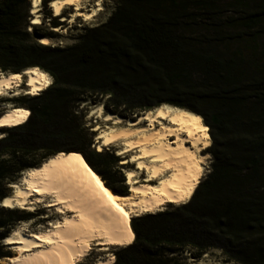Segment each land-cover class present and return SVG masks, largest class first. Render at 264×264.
<instances>
[{
    "label": "trees",
    "instance_id": "obj_1",
    "mask_svg": "<svg viewBox=\"0 0 264 264\" xmlns=\"http://www.w3.org/2000/svg\"><path fill=\"white\" fill-rule=\"evenodd\" d=\"M115 4L107 21L86 27L77 42L51 47L39 42L48 34L29 21V0H0V69L37 67L53 78L41 95L17 98L30 106L26 125L0 128V202L7 196L3 155L66 150L55 147L61 138L84 135L72 107L83 97H106V108L122 109L124 118L175 106L209 127L211 170L187 203L131 218L134 242L115 253L114 264H174L170 255L187 247L198 255L221 249L237 264H264V0ZM78 153L103 176L84 150ZM0 213L7 216L0 220L2 258L4 229L30 215L3 207Z\"/></svg>",
    "mask_w": 264,
    "mask_h": 264
},
{
    "label": "bare ground",
    "instance_id": "obj_2",
    "mask_svg": "<svg viewBox=\"0 0 264 264\" xmlns=\"http://www.w3.org/2000/svg\"><path fill=\"white\" fill-rule=\"evenodd\" d=\"M40 1L32 0L35 21L40 20ZM97 1L96 5L100 6L103 0ZM68 5L75 6L73 17L76 18L95 15L101 9L95 7L93 13L85 12L83 0H52L51 4L56 15ZM40 23L32 21L35 25ZM40 43L48 45L49 38L40 39ZM51 84V76L37 67L18 73H0V97L39 96ZM24 85L26 90H23ZM4 108L0 128L27 124L30 117L27 108L13 103L5 104ZM91 116L110 124L99 133L98 151H103V146L120 144L118 155L131 156L123 164L136 165L137 170L126 172L130 192L121 194L107 186L78 152L61 151L50 156L39 166L23 172L17 182H12L11 194L1 200L0 205L26 212H34L42 206L59 213V218L52 220L49 228L32 234L23 225L17 226L2 241L15 254L2 258L0 264H84L87 246L95 245L100 251H108L109 246L132 245L135 235L130 226L131 218L158 213L167 203L185 204L193 196L210 157L203 150L211 147L209 127L200 115L163 105L148 110L134 121L106 111L100 104L92 109ZM95 130H101L99 124ZM138 172L146 174L143 182ZM5 200L9 201L7 205ZM96 264H114V256L101 257Z\"/></svg>",
    "mask_w": 264,
    "mask_h": 264
},
{
    "label": "rangeland",
    "instance_id": "obj_3",
    "mask_svg": "<svg viewBox=\"0 0 264 264\" xmlns=\"http://www.w3.org/2000/svg\"><path fill=\"white\" fill-rule=\"evenodd\" d=\"M29 2L31 5V10L29 12L31 18H29L30 19L29 21L32 24V21H35L37 19H33V17H36V14L32 13V11L35 9V8L32 9L34 4L32 0H29ZM96 3L99 2L98 1L96 2V0H83V8L85 12L93 13L95 7L96 8L100 7L101 9L96 11L95 15L76 18L73 17V14L75 12V6L68 5L61 14L56 15L55 9L51 6L52 0H41L39 7L40 20L38 21L41 22L39 24L40 32L48 34L47 36V38H49L48 46L65 47L72 45L73 43L77 42L78 37L80 36L81 33H83L86 27L98 26L106 22L109 16L111 15V13L115 9L116 6L115 0H103L100 3L101 4L100 6H97ZM53 22H60L61 25L57 28H54L52 25ZM34 25L35 24H32V26ZM29 31H31L32 33V28L29 27ZM261 50L264 51V43H261ZM0 73H11V72L3 71L0 69ZM52 83H53V78H52ZM23 90H26L25 85L23 86ZM26 96L31 97L29 95L22 94V96H20L19 98ZM17 98L13 99V98L0 97V115L5 112L6 109L4 108V105L7 103H13L15 104V106L26 108L17 101ZM106 100H107L106 97L102 98L101 96L98 97L86 96L74 102L72 104V107L75 114L78 116L80 122V130L84 133V135L79 137L78 136L63 137L60 139L59 144L56 145L55 147L57 148L65 147L66 150H62L64 152H70V151L78 152V148L84 150L88 154V157L94 162V164H96L100 172L103 173L102 176L94 169L104 179L105 183L108 184V182L111 183L113 182L120 189L126 187L127 193L125 194H128L130 192L131 186L128 184L126 172L127 170L130 169L137 170L135 164H123L124 161H129V159H131L130 154L123 156L118 155L119 148L121 147L120 144H111V145L103 146L102 147L103 151H98L99 133L105 130V128L108 127L110 124L106 123L103 120L97 119L96 116L92 117L91 112L93 108H95L100 104H103L105 110L109 111L105 106ZM147 111L148 110L131 113L126 117V119H132L134 121H137L140 118V116L146 113ZM119 112H123L122 109H118L116 112L113 113L120 115ZM98 124L101 130H95ZM0 136L3 137V135ZM85 138H88L89 141L85 143H81L82 141H85L84 140ZM79 142L80 144H77ZM212 143L213 141L211 138V145ZM51 150L52 149L46 148L27 156H24L23 154L12 155L11 153H5L2 157V160L5 163L8 174L6 175V178L3 180L1 191L4 192L6 195L11 194L13 189L11 188L10 184L12 182H17L21 177L22 173L25 172L27 169L39 166L43 161L48 159L50 156L54 155L55 153H51ZM203 153L208 154L210 157L204 166V172L201 182L206 179L207 175L211 170L212 163L214 161V157L211 154V152L208 151V149L203 150ZM97 154H100L101 156H98ZM28 162H34L35 164L28 165L27 168L21 167L23 163H28ZM145 176L146 174L143 172L138 174V178L140 182L144 181ZM179 205L181 204L167 203L162 207L161 211ZM0 208H2L1 205ZM11 210H14L18 216H23L25 214H29L30 216H33L34 213H36L37 211H41L44 216L49 214L52 217L51 218L52 220L59 218V213H57L53 209H46L42 206H39L34 212H26V211H21L19 209H11ZM146 214H150V213H146ZM6 218H7L6 214L0 213V220H5ZM51 219L49 220L50 222L52 221ZM22 225L26 228V231L31 234L36 233L39 230L49 228V225L46 227H42L39 225L37 226L34 219L29 218L28 220L25 219L21 221H14L13 223H11L10 226L4 229V232H7V234H9L17 226H22ZM1 245H3V249H2L3 252L8 254L6 256L7 258L15 254L13 250L9 249V246L4 245L3 243H1ZM123 248L124 247L122 246H109L108 251H100L98 246L95 245L87 246L85 250L83 263L96 264L99 258L109 257V255L114 256V262H115L116 259L115 253ZM170 256H174L175 259L174 264H237L235 261L230 259L221 249H212L204 254L198 255L195 249L191 247H187L182 251H180L179 253ZM6 257H2V258L6 259ZM2 258H0V260H2Z\"/></svg>",
    "mask_w": 264,
    "mask_h": 264
},
{
    "label": "flooded vegetation",
    "instance_id": "obj_4",
    "mask_svg": "<svg viewBox=\"0 0 264 264\" xmlns=\"http://www.w3.org/2000/svg\"><path fill=\"white\" fill-rule=\"evenodd\" d=\"M25 107L28 108V110H30V106L29 105H25ZM26 164L27 165H33L35 163L34 162H28ZM29 218L30 219L33 218L37 226L39 225V226H42V227H46V226H48L50 224V221L49 220L52 217L49 214H47L46 216H44L41 211H37L36 213H34L33 216H30ZM28 219H26V220H28ZM23 220H25V219H23Z\"/></svg>",
    "mask_w": 264,
    "mask_h": 264
},
{
    "label": "snow or ice",
    "instance_id": "obj_5",
    "mask_svg": "<svg viewBox=\"0 0 264 264\" xmlns=\"http://www.w3.org/2000/svg\"><path fill=\"white\" fill-rule=\"evenodd\" d=\"M35 2H38V0H34V3ZM68 2H71V0H68ZM39 21H33V23H38ZM46 42V41H45ZM18 78V77H17ZM30 83H31V81H29ZM73 155L75 156L76 154L75 153H73ZM85 167H87V165H85ZM89 171H91L90 169H89ZM94 175V174H93ZM97 182H99V180L97 181ZM105 192H107V189H105ZM109 198L110 199H112V197H111V194L109 193ZM115 201L113 200V203H114ZM9 203V201H7V200H5L4 201V204H8ZM116 207H118L119 208V205H116ZM121 211H123V209H120ZM125 215H126V213H125ZM118 243H123V241H117Z\"/></svg>",
    "mask_w": 264,
    "mask_h": 264
},
{
    "label": "water",
    "instance_id": "obj_6",
    "mask_svg": "<svg viewBox=\"0 0 264 264\" xmlns=\"http://www.w3.org/2000/svg\"><path fill=\"white\" fill-rule=\"evenodd\" d=\"M158 108V107H157Z\"/></svg>",
    "mask_w": 264,
    "mask_h": 264
}]
</instances>
